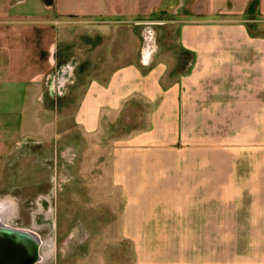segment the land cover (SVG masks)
<instances>
[{"label": "crops", "instance_id": "obj_1", "mask_svg": "<svg viewBox=\"0 0 264 264\" xmlns=\"http://www.w3.org/2000/svg\"><path fill=\"white\" fill-rule=\"evenodd\" d=\"M262 21L264 0H0V194L20 146L147 115L109 161L120 264H264Z\"/></svg>", "mask_w": 264, "mask_h": 264}, {"label": "rangeland", "instance_id": "obj_2", "mask_svg": "<svg viewBox=\"0 0 264 264\" xmlns=\"http://www.w3.org/2000/svg\"><path fill=\"white\" fill-rule=\"evenodd\" d=\"M158 17L161 15L147 17L151 43H158L154 33L160 26ZM171 19L170 15L167 20ZM149 118L132 113L111 117L103 121L95 136L82 135L81 147L66 146L58 152L40 145L19 147V155L29 153V158H19L17 178L2 180L7 192L13 194H0V207L12 205L13 211H6V222L40 235V257L34 264L121 263L126 245L118 240L113 226L120 199L108 179L112 145L148 127ZM66 135L70 141L72 136ZM15 182L17 188H10L8 184ZM47 189L50 194L36 193Z\"/></svg>", "mask_w": 264, "mask_h": 264}, {"label": "water", "instance_id": "obj_3", "mask_svg": "<svg viewBox=\"0 0 264 264\" xmlns=\"http://www.w3.org/2000/svg\"><path fill=\"white\" fill-rule=\"evenodd\" d=\"M20 243H26L29 247L27 252L26 247L20 248ZM40 243L41 238L37 232L18 227L0 228V254L5 253L4 251L7 247V251L11 254L22 255L28 253V262L26 264H34L39 258Z\"/></svg>", "mask_w": 264, "mask_h": 264}, {"label": "flooded vegetation", "instance_id": "obj_4", "mask_svg": "<svg viewBox=\"0 0 264 264\" xmlns=\"http://www.w3.org/2000/svg\"><path fill=\"white\" fill-rule=\"evenodd\" d=\"M5 222V221H3ZM2 221L0 222V228H14V227H20L19 225L12 224L10 221L3 223ZM1 223L5 225H1ZM24 228V227H23ZM27 229V228H26ZM27 243V242H26ZM25 244H21L20 248H25L26 247V252L28 250V246ZM8 247L5 249V253L0 254V264H26L28 262V253L22 254V255H15L11 254L10 252L7 251ZM27 255V257H25Z\"/></svg>", "mask_w": 264, "mask_h": 264}, {"label": "bare ground", "instance_id": "obj_5", "mask_svg": "<svg viewBox=\"0 0 264 264\" xmlns=\"http://www.w3.org/2000/svg\"><path fill=\"white\" fill-rule=\"evenodd\" d=\"M0 209H2V207H0ZM10 210H11V209H10ZM1 213H2V212L0 211V222H1V221H2V222H3V221L6 222V216H4L5 214L2 215ZM9 214H10V213H9ZM8 217H9V216H8ZM8 217H7V218H8ZM5 222H3V223H5ZM3 223H1V225H5V224H3ZM18 228H20V227H18ZM22 229L28 230V229H26V228H22ZM41 242H42V240H41ZM43 242H45V241H43ZM40 245H41V243H40ZM43 254H44V253H43ZM50 254H51V253H50ZM50 254H49V255H50ZM39 257H40V255H39ZM42 258H44V256H42Z\"/></svg>", "mask_w": 264, "mask_h": 264}, {"label": "built area", "instance_id": "obj_6", "mask_svg": "<svg viewBox=\"0 0 264 264\" xmlns=\"http://www.w3.org/2000/svg\"><path fill=\"white\" fill-rule=\"evenodd\" d=\"M145 60H146V62H148L149 61V58L148 57H145Z\"/></svg>", "mask_w": 264, "mask_h": 264}]
</instances>
